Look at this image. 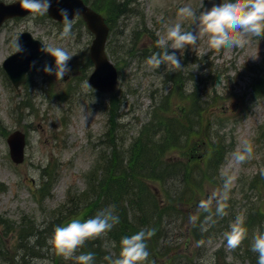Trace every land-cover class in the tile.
<instances>
[{
	"label": "rangeland",
	"instance_id": "1",
	"mask_svg": "<svg viewBox=\"0 0 264 264\" xmlns=\"http://www.w3.org/2000/svg\"><path fill=\"white\" fill-rule=\"evenodd\" d=\"M13 1L0 0L5 4ZM128 2H131L128 5L131 11L115 21L109 34L107 53L119 71L115 91L110 94L99 93L87 84L93 70L87 62L92 35L79 20L71 21L72 29L67 37L60 35L64 24L54 22L44 13L11 19L1 26L0 242L3 241L1 232L9 229L7 223L11 227L5 239L8 248L17 246L15 233L20 225L51 228L49 219L53 212L66 199L73 201L86 190L89 172L105 166L111 146L117 149L116 152L121 151L122 156L129 151V144H134L132 141L140 127L149 119L153 99L156 106L157 95L163 92L164 74L178 73L181 91L188 98L177 99L179 105H184L187 110L190 94L197 99L202 115H185L192 118L195 128L198 118H203L198 128L201 130V125L209 124L210 134L219 136L217 139L223 145V151L218 166L205 169L216 183H203L198 198L199 207L201 201L217 206L212 215L207 216L209 221L214 220L212 230L205 239L186 241L184 228L171 223L167 242L177 257L173 264H186V256H191V264H211L216 250L220 259L225 257L226 264H249L246 259L233 256L232 249L227 246L226 233L237 217L255 209L259 202V193L249 186V180L257 173L264 176V36L249 34L243 46L221 47L213 40L212 33H208L199 41L200 55L192 46L169 49L180 56L182 68H176L168 61L157 67L148 63L153 53L151 42L154 44L164 36L169 25L181 23L183 31L199 32V21L181 17L178 9L189 5L199 15L216 0ZM23 31L29 32L43 45L68 50L73 56L68 62L71 72L63 79L43 72L44 65L52 62V58L44 53L29 71L26 83L18 90L13 89L6 80L1 63L16 50V37ZM177 100L173 99V103L176 104ZM173 106L176 105L171 106V112H174ZM169 115L173 117V114ZM108 118L115 119L113 125ZM112 128L110 143L108 134ZM16 130L26 137L25 158L20 165L12 163L6 144V137ZM246 142L253 147L252 155L237 162L233 153L242 151ZM168 155L172 153L168 152ZM200 155L198 151L196 155H190L193 164ZM202 169L201 163L200 167L194 165L191 179H198ZM43 174L52 177L47 186L50 187L49 195L44 199L36 191ZM92 177L97 181L99 173L94 171ZM229 177L228 199L236 200L232 214L224 207L220 209L221 204L225 206L220 197ZM87 195L93 196L92 193ZM204 219L203 222L208 221ZM227 220H230L229 224H226ZM203 233L201 229L199 234L203 236ZM104 252L114 257L110 245H105ZM12 254H16L15 250ZM12 254L2 255L0 264H7ZM70 258L63 257L64 264L70 262ZM30 263L50 264V259L43 255Z\"/></svg>",
	"mask_w": 264,
	"mask_h": 264
},
{
	"label": "trees",
	"instance_id": "2",
	"mask_svg": "<svg viewBox=\"0 0 264 264\" xmlns=\"http://www.w3.org/2000/svg\"><path fill=\"white\" fill-rule=\"evenodd\" d=\"M128 5V0H92L91 2L93 8L105 14L110 29L119 17L131 11ZM155 46H152L153 53L162 51L161 47L157 49ZM87 62L91 65L89 60ZM164 77V81H171L178 97L181 90L179 74H165ZM190 99V113L196 112L201 116L202 111L198 107L197 99L193 95H190ZM157 100L151 118L140 127L137 137L132 141L134 144L128 146L129 151L124 152L125 155L122 156L121 151L116 152L117 149L111 146L105 166L102 165L99 172H96L99 173L97 181L92 177L93 172H91L87 189L73 201H66L53 212V216L49 219L51 228L36 229L32 224L20 225L15 233L17 246L8 245V248L5 239L10 234L11 227L7 223L9 229L1 232L3 241L0 242V257L12 254L14 250L16 253L12 254L7 264H31V260L43 255L49 257L50 264H64L63 256L57 254L49 243L55 226L66 224L75 218L87 219L106 207L112 209L119 217V221L114 223L110 230L88 238L76 249L70 262L65 264H81L75 257L87 252L94 254L93 264H111V260L120 255L121 238L136 232L144 233L146 246L152 249L143 264H173L177 257L174 256L172 247L167 242L168 226L171 223H178L184 228L186 241L192 239L198 241L209 235L214 220L209 221L207 216L212 215L217 206L199 207L198 198L202 193L200 189L203 183H216L212 176L207 175L205 169L212 170L215 165L218 166L223 146L216 134H210L209 124L201 125V130L196 132L192 118H183V116L167 118L169 108L167 109L166 96L161 95ZM198 120L203 123V118ZM114 121L115 119L109 118L112 125ZM112 130L113 128L108 134L110 143ZM213 137L215 140L211 143L209 139ZM175 148L183 152L180 154L183 161L177 159L173 162L172 159H167V151ZM197 151L201 155L195 165L200 167L201 163L202 175L198 179H191L194 164L190 160V155H196ZM204 157H206L205 161ZM42 179L45 181L37 192L40 193L41 198H45L49 195L50 187L47 186L51 183L52 177L44 174ZM249 186L257 189L259 202L255 209L249 210L241 218L247 229V235L233 249V253H240L239 257L246 259L249 264H257L258 254L251 250V241L256 231L264 229V210H262L264 177L254 176ZM88 193H92L93 196L87 195ZM225 203L232 212L234 201L228 199ZM204 218L208 221L203 222ZM225 222L229 224L230 220ZM1 223L5 224V222ZM202 224L207 226L203 227ZM201 229L204 231L203 236L199 234ZM107 244L111 246L114 257L104 252ZM42 250L45 251L42 253ZM216 251L212 254L214 259L211 264H226L225 257L220 259V253ZM109 257L111 260L107 259ZM185 263H192L191 256L185 257Z\"/></svg>",
	"mask_w": 264,
	"mask_h": 264
},
{
	"label": "clouds",
	"instance_id": "3",
	"mask_svg": "<svg viewBox=\"0 0 264 264\" xmlns=\"http://www.w3.org/2000/svg\"><path fill=\"white\" fill-rule=\"evenodd\" d=\"M20 7L32 13L43 14L49 10L52 0H19ZM65 21L62 37L71 33L72 22L68 16V9L59 10ZM178 15L183 18L196 19L199 21V32L183 31L181 23H174L168 26L166 34L157 40L162 52H154L148 59V63L160 66L165 61L170 62L176 68H182V61L176 51L169 49H185L187 46L195 48L198 55L201 53L199 41L206 34L212 33V38L219 46L225 45L243 46L246 43L245 37L249 34L264 36V0H216L210 8L197 15L196 11L189 5L178 9ZM17 51L23 52L21 44L17 43ZM40 51L48 54L51 63L45 64L43 72L54 74L55 78L63 79L71 72L69 61L72 54L64 47L43 45ZM36 61H31L34 67ZM25 75H28L26 73ZM253 147L246 142L242 151H236L233 156L237 162H243L252 155ZM231 178L225 180L224 190L221 199H228V189ZM207 204L201 201V207L207 208ZM224 205H220L223 209ZM119 221L110 207L99 210L95 215L81 220L71 219L66 224L56 225L50 237L49 243L55 252L63 257L70 258L76 249L83 245L91 237L110 230L114 223ZM247 229L239 218L232 225L231 230L226 233L227 246L236 248L246 237ZM120 255L111 264H142L144 259L151 253L152 249L146 246L144 233L136 232L123 236L120 240ZM251 250L258 254L257 264H264V231L255 234L251 242ZM94 254L92 252L82 253L75 257L81 264H93Z\"/></svg>",
	"mask_w": 264,
	"mask_h": 264
},
{
	"label": "water",
	"instance_id": "4",
	"mask_svg": "<svg viewBox=\"0 0 264 264\" xmlns=\"http://www.w3.org/2000/svg\"><path fill=\"white\" fill-rule=\"evenodd\" d=\"M61 8L68 9L69 19L81 15L87 28L94 34V39L89 48V57L94 64V71L88 78V83L100 92H112L116 83V71L105 55V41L108 29L103 19L86 7L81 0H52L47 15L54 20L65 22ZM30 11L22 9L19 0L12 4L0 3V26L8 18L23 17ZM24 51H16L2 64L4 71L12 85L17 88L25 81V74L31 67V61L36 60L43 53L40 51L41 42L32 38L28 32L21 33L17 38ZM9 154L16 164L23 160L24 135L15 131L7 138Z\"/></svg>",
	"mask_w": 264,
	"mask_h": 264
}]
</instances>
